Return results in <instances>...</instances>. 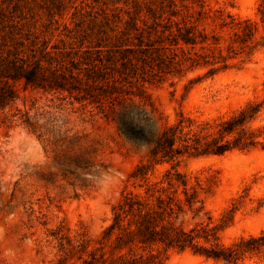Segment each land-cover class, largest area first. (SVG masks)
Segmentation results:
<instances>
[{
  "label": "rangeland",
  "instance_id": "374dc122",
  "mask_svg": "<svg viewBox=\"0 0 264 264\" xmlns=\"http://www.w3.org/2000/svg\"><path fill=\"white\" fill-rule=\"evenodd\" d=\"M170 1L179 26L201 33L189 52L196 65L152 75L141 61L123 64L132 53L116 47L138 42L132 18L140 15L146 34L148 8L161 13ZM263 9L264 0H0V264L109 257L114 238L104 231L123 195L156 183L164 199L184 198L180 177L198 210L174 206L167 230L192 231V245L146 251L165 264H264ZM245 21L254 33L241 39ZM37 63L66 89L27 84L21 70ZM249 104L260 110L245 130L222 138L231 150L194 154L178 141L176 160L161 157L156 141L166 128L182 120L188 136L219 138L220 122ZM229 248V261L214 256Z\"/></svg>",
  "mask_w": 264,
  "mask_h": 264
},
{
  "label": "trees",
  "instance_id": "16d2710c",
  "mask_svg": "<svg viewBox=\"0 0 264 264\" xmlns=\"http://www.w3.org/2000/svg\"><path fill=\"white\" fill-rule=\"evenodd\" d=\"M157 10H160L161 13L157 12L155 8H148L154 24L150 26L152 30H147L146 34L140 31L139 23L146 25L145 22L139 20L140 15L132 18V28L139 30L138 42L132 46L126 45L124 49L116 47L117 51L132 53V57H129V55L121 52L122 63L137 65L141 61L148 66L149 69L147 70L152 75L164 72L167 68H170L171 64L189 62L191 65H196L189 52L194 51L196 45L200 44L201 33L194 31L192 23L179 26V23L185 21L183 18L179 19L181 22L177 20L178 9L173 1L166 5H158ZM165 13H167L165 17L158 19L164 16ZM261 13L263 14L262 22L264 23V9ZM164 20L165 23H163ZM245 23V25L240 23L236 28V33L241 39H245L254 33V26L246 21ZM172 25H176V29H172ZM168 51L170 52L168 53ZM179 52L181 53L180 57H178ZM97 58L101 62L102 57L100 54L97 55ZM27 66L26 68L22 67L23 69L21 70V77L24 78L27 84L44 86V82H47L46 84L50 87L66 89L63 81L55 74L52 73L51 77L46 76L39 63L33 64L31 67ZM95 68L96 64L90 70L94 69L93 73L97 72L99 74L101 71L95 70ZM89 78H93V76L87 77V82ZM69 88L73 89L75 87H68L67 90ZM6 100V95L0 94V106H3ZM259 110V104L247 105L238 114L221 121L218 129L219 138L212 137L208 141H203L197 134L188 136V134L183 133L185 127L181 125L182 120H180L177 125L166 128L159 135L156 141L157 149L161 153V157L167 158L169 161L176 160L179 154L183 152L180 147L176 146L178 141L184 143V152L223 154L231 150L233 146L229 140L223 141L222 138L235 131H244L245 125L256 116ZM142 127L144 129L145 125ZM137 132L141 133L142 131L137 130ZM249 144H252V141H244L242 147L244 148ZM140 167L142 166H139L138 169ZM168 184L173 185L172 179L168 181ZM178 184L179 186L182 185L184 198L178 195H166V199H164L160 192H163L165 188H156L154 186L156 183H146L143 193H125L122 200L113 207L112 222L104 231L109 237L113 236L115 253L113 255L111 253L109 257H104V253L101 256H97L94 251H91L88 257H80L81 261L76 264H165V259L161 258L159 254L153 253L152 250L147 252L146 248L158 243L179 248H186L189 244L192 245V241L195 238L192 231L191 233L186 231L171 233L167 230L171 224V214L175 211L174 206L179 211H182V203H184L191 211L195 212L198 210L195 207V193L190 192L186 180L180 177V179H177ZM263 239L264 236L258 238L261 241V246H264ZM139 249L142 251H137ZM214 256L229 261L232 256V250L230 248L222 250Z\"/></svg>",
  "mask_w": 264,
  "mask_h": 264
}]
</instances>
